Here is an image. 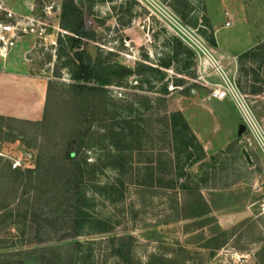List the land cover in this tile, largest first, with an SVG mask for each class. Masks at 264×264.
<instances>
[{"label":"rangeland","instance_id":"rangeland-1","mask_svg":"<svg viewBox=\"0 0 264 264\" xmlns=\"http://www.w3.org/2000/svg\"><path fill=\"white\" fill-rule=\"evenodd\" d=\"M29 1L32 10L26 18L13 17L0 4V23L4 27L19 20L15 33L33 37L27 58L33 77L51 85L48 110L58 124L55 132L43 130L45 109L41 120L27 125L0 119V264H264V151L257 137L245 128L221 146L224 138L216 135L211 121L191 110L199 127L193 133L204 154L193 147L194 156L187 158L184 140L166 133L153 113L157 109L146 111L141 99L134 100L135 94L159 96L165 100L161 112L190 111L196 93L208 96L226 80L232 85L227 97L234 103L243 100L264 132V0H75L90 37L74 49L76 22L60 19L66 0ZM226 8L235 16L244 14L259 49L237 60L235 75L215 71L211 64L199 70V56L206 55H198L194 44L210 51L213 31L222 48L236 52L247 45L245 25L222 28ZM77 51H83L86 63L119 64L134 74L108 93L116 104L108 110H115L120 99L125 107V139H100L83 152L81 157L97 169L77 182L73 201L55 211L50 194L37 191L35 184L46 177L51 158L55 167L71 166L66 154L73 140L76 147L80 142L75 130H63L59 118L73 110L71 72ZM222 106L230 105L225 101ZM122 116L111 112L107 123L115 126ZM87 119L80 118L83 132ZM15 162L20 163L16 169L34 170L31 187L13 182ZM121 167L125 174L119 176ZM147 167L154 168L152 176ZM54 181L62 184L66 178L54 175ZM198 193L209 209L206 215L198 214L201 203L191 205ZM73 205L81 207V224L70 218ZM62 220H70V230L54 235V222ZM103 229L108 233L99 234Z\"/></svg>","mask_w":264,"mask_h":264},{"label":"trees","instance_id":"trees-1","mask_svg":"<svg viewBox=\"0 0 264 264\" xmlns=\"http://www.w3.org/2000/svg\"><path fill=\"white\" fill-rule=\"evenodd\" d=\"M75 0H66L63 2L61 6V16L60 19L67 20V19H74L75 20V26L72 29L71 33L73 37L71 38V48L74 49L78 45H80L82 39H89L90 34L86 31L84 27V23L82 20V13L81 11L75 6ZM179 46H181V42L177 41ZM211 46H215L214 38L213 41H211ZM258 47L255 46L251 50L241 54L239 56V60L242 58H249L251 55L256 53L258 51ZM186 52L193 56L194 53L191 50H186ZM73 60L74 63L76 62V65L74 64V69L71 72V80L73 83L71 84V96L74 101L72 104L73 110L67 111L64 113V116L59 117L62 119L63 130L73 129L77 133V137H80V142L78 143L76 147V142L73 140V144L70 146L69 151L66 154V159L70 161L71 166L69 167H63L60 169V167H55L56 159L51 158L49 163V169L46 173V177L44 180L39 181L37 180V183L35 184V188L37 191L42 192V194H50L48 200L50 202H53L55 205V211H58L61 207L65 206L66 200L71 203L74 199V193L78 192V185L77 182L79 180H83L85 177H89L91 173L95 172L96 164L89 165L84 157H81L83 152L85 150L90 149L95 143H98L100 139H105L107 137H112L114 140H117L119 142L125 139L124 137V126L121 125L125 121V118L122 116V110L125 108L124 105L121 103L122 100H119L118 106H115L116 104L113 102L112 99L109 97V87L116 86L120 87L121 82L124 78L133 75V71L129 68H126L122 65L115 64L111 67L104 68L100 65H91L89 63L84 62L83 58V51H77L73 53ZM167 64H161V68H166ZM147 69L151 72H158L156 68H150L147 67ZM51 88L50 83L47 85V99L45 103V112L43 117V130L49 131V129L52 131H56V126L58 124L57 121L54 119L52 120L50 118V113L48 110V96H49V90ZM188 95L190 94V89L186 92ZM167 92L163 93L164 95H167ZM134 100L138 101L139 99L142 100L144 110L151 111L153 109H157V112H153L158 116V122H164L165 126L167 127V132L169 135H173L176 139L182 137L186 145L185 152L188 153L187 158H192L194 156L193 153H191L193 147L196 149V151H199L201 154H204V150L202 146L200 145L198 139L194 135L193 131L191 130L189 124L185 120L183 114L180 111H173L170 113H167L166 110L163 112L160 111L161 107H165V100L162 97L159 96H152V97H146V96H140V95H134ZM88 99V100H87ZM87 101V103H86ZM114 105L115 110H108V105L111 104V106ZM124 107V108H123ZM131 110V108H129ZM115 114L117 118L122 116V120H117L115 123V126L109 125L107 122L110 120L109 114L110 113ZM70 113V115H68ZM72 113V114H71ZM81 113V114H80ZM163 114L162 118L160 116ZM88 115L87 121L88 129H86L85 132L81 129V122L80 118L83 116L86 118ZM112 120V119H111ZM21 125H27L30 123L27 122H18ZM129 123V122H128ZM92 125H95V129L91 130ZM82 131V132H81ZM63 132V131H62ZM65 133V132H64ZM167 135V134H166ZM84 138H87V140H84ZM94 138V139H92ZM3 141H9L8 138H1ZM92 141V142H91ZM140 141V140H139ZM176 141V140H175ZM175 146H178V143H174ZM75 145V146H74ZM97 145V144H96ZM76 147V149H75ZM118 153H121L122 149L120 147H116V150ZM73 163V164H72ZM75 166L74 168L72 166ZM37 169L40 168L41 164L38 163L36 165ZM52 168V169H51ZM119 169V168H118ZM117 169V170H118ZM145 170H148V173L152 176L154 172V168L147 167L144 168ZM125 169L122 167L118 170L119 176L122 174H125ZM34 170H26L21 171L19 169H13L10 170V174L13 177V182L15 184L24 183L25 187H31L32 186V179L34 175ZM130 173V172H129ZM54 175L59 176L60 178H66V182H63L62 184H59L58 181H54ZM131 177V173L129 174ZM123 186V184L121 183ZM146 186V185H145ZM185 185H181V189H187ZM43 189V190H42ZM70 195V198H65L66 196ZM197 198L194 200V203L191 205L199 204L203 207H201V212H198V214L206 215L209 213V209L207 208V205L203 201L201 195L198 193ZM196 208L197 211H199V208L197 206H193V208ZM71 215L70 218L74 219L76 218L75 222L80 223L85 221V217L82 216V210L81 207L76 208V206L73 205V208L71 209ZM85 215V214H84ZM188 217V216H187ZM69 223L70 220H62V221H56L54 222L55 229L53 230L54 235H58L62 232L68 231L69 229ZM101 233H108L107 229H103L98 232Z\"/></svg>","mask_w":264,"mask_h":264},{"label":"crops","instance_id":"crops-1","mask_svg":"<svg viewBox=\"0 0 264 264\" xmlns=\"http://www.w3.org/2000/svg\"><path fill=\"white\" fill-rule=\"evenodd\" d=\"M0 4L13 17L26 18L32 10L29 0H0ZM233 12L232 9L226 8V11L223 12L224 20L221 26L228 29L235 27L238 23L245 25L248 37L246 38V47L236 52L222 48L218 45L213 31L215 46L210 48V58L202 57L199 59V70L205 65L211 64L215 71L223 73L231 71L235 75L239 56L256 46L244 14L239 13L235 16ZM18 24L19 20L15 25L11 24L4 27L0 23V119L33 123L41 120L43 116L48 82L44 78L33 77L30 60L27 58L34 47L33 37L28 34H16ZM209 24L213 30L211 22ZM192 100L194 104L190 111L189 109L180 110L192 131L196 134L199 132L196 116L191 117L197 110L200 115L206 116L211 121L213 129L216 130V135L224 138L221 141V146L227 145L237 135L238 127L243 125L242 115L236 103L228 97L223 100L209 99L207 95H200L199 93H196ZM225 101L230 106H222ZM230 109H232L233 116L229 115ZM191 110L195 111L192 112ZM227 126L229 131L223 132Z\"/></svg>","mask_w":264,"mask_h":264},{"label":"built area","instance_id":"built-area-1","mask_svg":"<svg viewBox=\"0 0 264 264\" xmlns=\"http://www.w3.org/2000/svg\"><path fill=\"white\" fill-rule=\"evenodd\" d=\"M226 25H228V24H226ZM190 46L193 47L192 45H190ZM194 46L197 48V49L194 48V50L196 51V53L198 55H200V53H202V54H205L206 57L210 58L209 57V51H207L202 44H200L199 46L194 44ZM199 57L202 58L201 56H199ZM231 86L232 85L229 82H226V80L221 84L214 85L213 89L210 91V93L208 95V98L209 99H211V98L212 99H218V100L225 99L228 96L229 89ZM235 103L241 112L243 125L245 126V128L247 130L253 132V135L255 137H257V139L261 145V148L264 151V132L262 130V127L258 124L254 115L248 109V106L246 105V103L243 100L237 98V100H235ZM17 167H20L19 162H15L12 164L13 169H16ZM262 206L264 209V197L262 199Z\"/></svg>","mask_w":264,"mask_h":264},{"label":"water","instance_id":"water-1","mask_svg":"<svg viewBox=\"0 0 264 264\" xmlns=\"http://www.w3.org/2000/svg\"><path fill=\"white\" fill-rule=\"evenodd\" d=\"M244 132H245V126L244 125H240L238 127L237 136H241Z\"/></svg>","mask_w":264,"mask_h":264}]
</instances>
